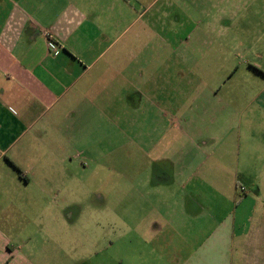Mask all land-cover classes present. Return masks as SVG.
I'll return each instance as SVG.
<instances>
[{
	"label": "crops",
	"instance_id": "0c3cea01",
	"mask_svg": "<svg viewBox=\"0 0 264 264\" xmlns=\"http://www.w3.org/2000/svg\"><path fill=\"white\" fill-rule=\"evenodd\" d=\"M120 2L0 0V164L6 172L0 179L8 181L6 193L18 190L27 196L32 186H39L42 195L60 193L57 167L74 163L77 149L100 165L108 159L128 165L118 156L122 148L117 143L107 148L124 134L121 114L126 113L130 144L138 150L131 154V166L138 168V175L147 171L142 181L158 193L151 201V190L133 185L136 218L131 237L110 241L107 246H117V254L98 256V263L171 264L182 242L192 246L172 237L180 231L172 214L205 209V171L213 174L226 157L232 165L228 189L234 209L216 222L212 250L216 260L220 255L230 264H261L264 0H243L245 20L259 22L261 33L252 31L255 24H250L238 37L216 33L212 45L215 55L228 50L231 86L262 85V92L238 95L232 90L225 108L196 113L192 122L186 117L185 96L173 95L169 88L173 66L187 65L180 55L188 50L172 47L167 40L181 18L173 21L164 14L163 32L168 28V35L157 33L156 17L149 14L156 1L148 11L139 0L131 5ZM47 31L53 35V47ZM157 35L162 38L159 48L154 45ZM173 53L179 54L174 65ZM237 53L246 57L245 63H237ZM55 208L48 213L53 215ZM151 211L154 221L145 218ZM220 243L226 252L218 251ZM207 246L209 242L202 241L196 247L197 262L211 257ZM4 248L0 245L1 263L12 259ZM106 251L101 249V256Z\"/></svg>",
	"mask_w": 264,
	"mask_h": 264
},
{
	"label": "rangeland",
	"instance_id": "374dc122",
	"mask_svg": "<svg viewBox=\"0 0 264 264\" xmlns=\"http://www.w3.org/2000/svg\"><path fill=\"white\" fill-rule=\"evenodd\" d=\"M120 1L121 5H131L138 0ZM153 1L156 2L149 14L156 17L157 33L168 35L166 32L168 28L163 32L164 14L172 15L173 21L178 17L182 20L178 22L181 27H176L175 33H169L170 37L167 40L171 42L172 47L178 46L188 50L180 55L186 59L187 65L176 68L173 66L172 83L169 88L173 95L180 92L185 96V112L189 121L192 122L196 113L210 112L213 108L221 110L225 108L232 90L238 95L242 93L257 95L262 92V85L245 86L240 83L235 87L231 86L233 71L228 68V50L217 55L212 52L216 33H224L222 36L235 33L238 37V33H244L250 24H255L252 28L255 33L261 31L262 28L259 29L256 25L259 22L250 23L245 20L243 0H139L143 10L147 11ZM170 2L172 6L169 5ZM161 40L159 36L156 37L154 41L156 48L161 46ZM223 40L227 43L228 39ZM225 43L224 45H227ZM196 50L198 53H195ZM172 57L174 65L179 54L173 53ZM236 57L237 63L239 61L245 63L247 60L240 53H237ZM127 120L126 113H122L124 134L118 136L117 142H109L107 148L117 143L118 148H122L118 156L128 160L129 162H126L128 165L118 166L113 159L103 161L104 163L100 165L88 160L77 149L74 163L57 167L59 180L55 184L58 182L60 193L42 195L39 193V186H32L27 190V196L20 195L21 191L18 190L15 195H9L6 193L8 181L0 179V245L5 247L6 252L12 254L13 259L5 263H1L4 260L0 259V264H99L98 256L101 258L105 254L115 257L117 246L107 245L110 241L115 244L121 237L130 238L131 225L136 218L133 212L135 200L131 197L133 185L139 189L151 190V201L158 193L151 186L148 187L144 179L142 181L147 171L144 170L138 175V168L131 166V154H138V150L130 144L131 136L128 134L131 133V129L127 126ZM112 157L114 158V154ZM219 168H214L213 174L205 171L206 177L202 184L204 192L202 203L205 209L201 213L199 209L198 212L190 210L182 214H172L171 219L176 228L180 229L178 235L172 237L188 240L192 246L189 243L184 245L182 242L180 246L182 251L178 256L175 254L171 256V264H179L178 262L230 264L220 255L216 260L217 253L212 250L216 240V222L226 219L234 209L228 189L232 165L225 157ZM5 175L1 163L0 176ZM176 197L180 205H184L183 198ZM262 200L264 201V192ZM51 206L59 207L58 210L54 209L53 215L47 210ZM148 214H145L146 220L154 221L152 211L150 217ZM261 227L258 249L262 258L261 264H264V222ZM222 238L219 233V239ZM202 241L209 242L206 248L210 250L208 253L211 257L208 261L199 263L194 254L197 253L195 250ZM173 248L175 249L174 246ZM101 249L107 250L102 256ZM217 249L222 250V253L226 252V247L221 243Z\"/></svg>",
	"mask_w": 264,
	"mask_h": 264
},
{
	"label": "built area",
	"instance_id": "2783aa9c",
	"mask_svg": "<svg viewBox=\"0 0 264 264\" xmlns=\"http://www.w3.org/2000/svg\"><path fill=\"white\" fill-rule=\"evenodd\" d=\"M45 37L47 38L49 44L51 45V47H53V35L50 31L45 32ZM59 52L56 51L55 54L57 55ZM241 191L244 192V188H241Z\"/></svg>",
	"mask_w": 264,
	"mask_h": 264
}]
</instances>
